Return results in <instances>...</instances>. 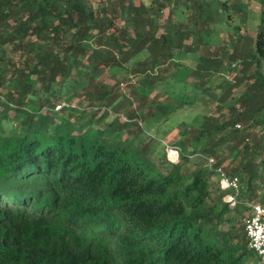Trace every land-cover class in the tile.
<instances>
[{
    "label": "trees",
    "instance_id": "trees-1",
    "mask_svg": "<svg viewBox=\"0 0 264 264\" xmlns=\"http://www.w3.org/2000/svg\"><path fill=\"white\" fill-rule=\"evenodd\" d=\"M246 203L264 0H0V264H261Z\"/></svg>",
    "mask_w": 264,
    "mask_h": 264
},
{
    "label": "built area",
    "instance_id": "built-area-1",
    "mask_svg": "<svg viewBox=\"0 0 264 264\" xmlns=\"http://www.w3.org/2000/svg\"><path fill=\"white\" fill-rule=\"evenodd\" d=\"M178 159V150H174ZM215 160L212 157L206 158L205 166L213 170L217 177L220 188H229L233 193L224 196V200L233 205L236 202V195L239 191L240 182L237 176L229 177L221 166H214ZM250 213L242 219L244 231L247 237V245L253 250L261 264H264V206L260 203H247Z\"/></svg>",
    "mask_w": 264,
    "mask_h": 264
},
{
    "label": "rangeland",
    "instance_id": "rangeland-1",
    "mask_svg": "<svg viewBox=\"0 0 264 264\" xmlns=\"http://www.w3.org/2000/svg\"><path fill=\"white\" fill-rule=\"evenodd\" d=\"M256 17L257 16H253V17H250V18L253 19L252 21H256ZM251 30H252L251 28L248 29L249 32H251ZM185 112H186V110L179 111L176 114V116L173 118V120L168 121L160 129L161 130L160 136H163L162 137L163 141H161L162 142V146H164V148H165V152H166L167 158L169 160H171V161H177L178 160L177 157L175 156V152H174V150H176L175 147H174V144H175V141L178 138V135L175 134L176 131H177V129H175V125L178 122V120L182 119L181 117H183L182 115H184ZM193 115H194V113H189L188 115L186 113L183 118L190 119ZM216 178L218 179L217 176H216ZM245 205L247 207L249 206L247 203ZM242 223H243V221H242Z\"/></svg>",
    "mask_w": 264,
    "mask_h": 264
}]
</instances>
